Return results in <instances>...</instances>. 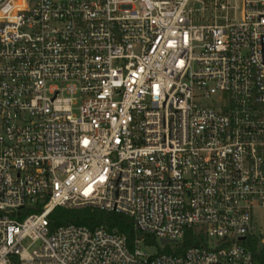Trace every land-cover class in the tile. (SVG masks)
Wrapping results in <instances>:
<instances>
[{
	"label": "built area",
	"instance_id": "obj_1",
	"mask_svg": "<svg viewBox=\"0 0 264 264\" xmlns=\"http://www.w3.org/2000/svg\"><path fill=\"white\" fill-rule=\"evenodd\" d=\"M192 1L0 0V212L43 206L0 216V264H255L264 0H194L201 18ZM56 208L196 245L132 252L103 226L51 229Z\"/></svg>",
	"mask_w": 264,
	"mask_h": 264
},
{
	"label": "trees",
	"instance_id": "obj_2",
	"mask_svg": "<svg viewBox=\"0 0 264 264\" xmlns=\"http://www.w3.org/2000/svg\"><path fill=\"white\" fill-rule=\"evenodd\" d=\"M43 206L37 204L34 207H24L27 217L31 214H39L42 212ZM33 211V213H31ZM51 229L60 226L76 225L94 229L96 227H105L109 232L124 235L128 242V247L134 248L137 246V241L144 239V242H150L153 239L151 236L141 235L134 226V222L129 217L115 213L105 212L101 210L85 208L77 210H66L63 208H56L49 217ZM182 249L180 254L185 252L191 246H195L196 242L191 232L187 233L184 241L181 243ZM255 264H264V248L260 252L253 251Z\"/></svg>",
	"mask_w": 264,
	"mask_h": 264
},
{
	"label": "rangeland",
	"instance_id": "obj_3",
	"mask_svg": "<svg viewBox=\"0 0 264 264\" xmlns=\"http://www.w3.org/2000/svg\"><path fill=\"white\" fill-rule=\"evenodd\" d=\"M238 5H241V3L238 1ZM202 8L203 5L200 2L197 1H192L189 4L188 9L193 10L194 12V17L196 18H201L202 17ZM238 18H241V10L238 12ZM240 21V20H239ZM33 213V211H31ZM28 214L25 213V211L20 212V215L18 216V212L16 213V216H12L11 214L5 213V212H0V216H9L13 220H18L22 221L27 217ZM150 242H143L142 245L136 246L134 248H129L130 251H134L135 248L139 247L142 250H144L146 253L149 255L155 254V253H160V254H176L179 253L182 249L181 242L179 243H166L162 244L161 240H157L154 237H152ZM32 241L31 240H25L23 242V246L26 248H29L30 251L33 249L37 248L39 246V243H36L35 245H31Z\"/></svg>",
	"mask_w": 264,
	"mask_h": 264
},
{
	"label": "water",
	"instance_id": "obj_4",
	"mask_svg": "<svg viewBox=\"0 0 264 264\" xmlns=\"http://www.w3.org/2000/svg\"><path fill=\"white\" fill-rule=\"evenodd\" d=\"M161 243H162V244L172 243V241H168V240H164V239H163V240H161Z\"/></svg>",
	"mask_w": 264,
	"mask_h": 264
}]
</instances>
